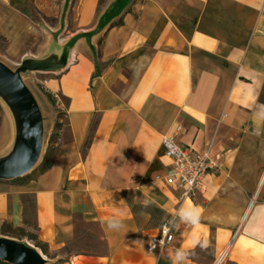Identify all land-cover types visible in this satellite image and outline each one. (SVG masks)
I'll use <instances>...</instances> for the list:
<instances>
[{
  "label": "crops",
  "instance_id": "obj_1",
  "mask_svg": "<svg viewBox=\"0 0 264 264\" xmlns=\"http://www.w3.org/2000/svg\"><path fill=\"white\" fill-rule=\"evenodd\" d=\"M35 4L0 0V58L13 72L26 65L43 139L56 134L53 164L0 191V220L24 226L22 197L32 195L38 238L53 252L96 227L103 248L56 264H173L178 250L182 264L224 252L222 264H264V0H77L46 40ZM114 7L118 22L99 29ZM28 72L41 75L35 90ZM165 136L219 157L193 198L164 182ZM24 137L0 91V160ZM189 208L198 217L182 219ZM171 219L172 243L150 252Z\"/></svg>",
  "mask_w": 264,
  "mask_h": 264
},
{
  "label": "rangeland",
  "instance_id": "obj_2",
  "mask_svg": "<svg viewBox=\"0 0 264 264\" xmlns=\"http://www.w3.org/2000/svg\"><path fill=\"white\" fill-rule=\"evenodd\" d=\"M77 0H36V4L34 5L33 19L39 23H43V39L46 40L48 37V33L51 32L52 28L56 27V23L59 21L58 16H63V19L69 17V19H73L74 11L72 10L75 2ZM44 4V7L42 6ZM100 10V9H99ZM123 10L119 7H114L109 9L101 18L99 29L105 27L107 22L113 20V22H118L119 14ZM40 28V26H37ZM64 28V27H63ZM61 29V32L63 30ZM0 62L2 64L6 63V67L14 70L16 68V64L11 62L10 60L0 58ZM41 75L37 73H24L23 79L24 81L32 87L34 90L36 89V82L40 78ZM2 89L0 88V91ZM3 91V90H2ZM1 91V92H2ZM3 93V92H2ZM54 143L48 142L47 139H43V146L41 151V156L39 161L35 164V166L30 170L28 174L22 176L16 180H0V191L5 190L7 185L10 183L20 184L25 182L28 179L35 178L40 171L41 163L44 161L45 157L53 156L54 154ZM22 201L24 204V226H16L9 220H0L1 223L6 224L4 226V230L9 232L8 235H3L2 231H0V240L12 241L31 250H35L45 258L46 264H56L53 261L55 256L62 255L66 257L70 253L74 251H97L103 248V242H101L100 237L97 233L96 227L93 226H84L86 227L87 234L79 238L75 243L71 246H67L59 252L49 251L47 247L39 242L38 234H37V224L35 219V206H34V198L32 195H24L22 197ZM24 231V232H21Z\"/></svg>",
  "mask_w": 264,
  "mask_h": 264
},
{
  "label": "water",
  "instance_id": "obj_3",
  "mask_svg": "<svg viewBox=\"0 0 264 264\" xmlns=\"http://www.w3.org/2000/svg\"><path fill=\"white\" fill-rule=\"evenodd\" d=\"M13 72L0 62V88L18 109L25 127V137L14 152L0 160V180H15L25 176L39 161L43 146L42 119L35 99L23 83L20 71ZM0 260L12 264H46L45 259L12 241L0 240Z\"/></svg>",
  "mask_w": 264,
  "mask_h": 264
},
{
  "label": "built area",
  "instance_id": "obj_4",
  "mask_svg": "<svg viewBox=\"0 0 264 264\" xmlns=\"http://www.w3.org/2000/svg\"><path fill=\"white\" fill-rule=\"evenodd\" d=\"M182 130L177 126L176 132ZM165 155L173 165L172 172L164 178L165 184L181 193V200L195 197L204 186L206 176L219 166V157H213L209 151L197 153L191 148L179 144L174 136L163 139ZM174 237L173 219L167 221L161 228L160 234L153 237L148 246L150 252L162 250L169 246ZM226 253H222L214 264H222Z\"/></svg>",
  "mask_w": 264,
  "mask_h": 264
},
{
  "label": "trees",
  "instance_id": "obj_5",
  "mask_svg": "<svg viewBox=\"0 0 264 264\" xmlns=\"http://www.w3.org/2000/svg\"><path fill=\"white\" fill-rule=\"evenodd\" d=\"M45 92H46L49 100L52 102V104L57 106V103H58L57 99L50 92H48L46 90H45ZM57 111H58L59 121H58V123L56 125V130H58L60 128V126L62 124V121H64V113L60 109H57ZM55 138H56V134H53L50 142H52ZM52 164H53V156L45 157L44 161L41 163L39 174L49 170L52 167ZM34 206H35V203H34ZM5 225L6 224L1 223V221H0V231L3 230L2 234L3 235H8L9 232H12V231L11 230H9V231L4 230L3 228H4ZM21 232H24V231H21ZM39 242L42 243L40 240H39ZM0 264H12V263L4 261V260H0Z\"/></svg>",
  "mask_w": 264,
  "mask_h": 264
},
{
  "label": "clouds",
  "instance_id": "obj_6",
  "mask_svg": "<svg viewBox=\"0 0 264 264\" xmlns=\"http://www.w3.org/2000/svg\"><path fill=\"white\" fill-rule=\"evenodd\" d=\"M147 203V202H145ZM198 210L197 209H182L181 210V218L185 219L188 218L190 219L193 216H197L198 217ZM109 227L112 229H117L120 227V225L118 223L115 222H110L109 223ZM194 243H199V240L194 241ZM204 246H207V242L205 241ZM186 257V253L183 250H178L175 254V257L173 258V264H182V261L185 259Z\"/></svg>",
  "mask_w": 264,
  "mask_h": 264
}]
</instances>
